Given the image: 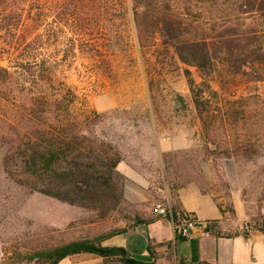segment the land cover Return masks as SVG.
<instances>
[{
    "label": "rangeland",
    "instance_id": "obj_1",
    "mask_svg": "<svg viewBox=\"0 0 264 264\" xmlns=\"http://www.w3.org/2000/svg\"><path fill=\"white\" fill-rule=\"evenodd\" d=\"M235 2L190 6L230 25ZM156 42L141 48L131 0H0V67L10 72L0 78V264H42L28 255L129 229L157 204L173 222L197 218L183 199L216 205L222 223L208 224L221 234L264 229V81L220 64L201 70ZM192 89L202 92L199 108ZM35 103L51 109L44 125L63 121L117 155L116 208L70 204L25 183L16 165L20 139L37 127ZM76 146L73 154L87 151Z\"/></svg>",
    "mask_w": 264,
    "mask_h": 264
},
{
    "label": "trees",
    "instance_id": "obj_2",
    "mask_svg": "<svg viewBox=\"0 0 264 264\" xmlns=\"http://www.w3.org/2000/svg\"><path fill=\"white\" fill-rule=\"evenodd\" d=\"M131 1L142 49H151L160 37L165 47H173L186 64L201 70L214 69L220 64L248 81H264V0H236L232 9L235 19L230 25L225 21L219 23L210 11L207 19L201 13L193 15L191 0ZM75 14L67 12L65 17L74 19ZM248 17L252 22L246 25ZM9 74L7 68L0 67V78H8ZM192 91L199 108L202 92ZM50 112V108L44 110L40 104L30 107V121L37 127L20 139L25 141L26 150L23 160L16 165L25 183L33 190L70 204L116 208L121 200V184L113 171L118 164L117 155L94 149L84 134L67 128L63 121L44 125ZM76 145L84 146L87 151L73 154ZM126 230L36 250L28 255V260L58 264L74 254L95 253L107 264H154L133 258L123 247L102 246L105 240Z\"/></svg>",
    "mask_w": 264,
    "mask_h": 264
},
{
    "label": "crops",
    "instance_id": "obj_3",
    "mask_svg": "<svg viewBox=\"0 0 264 264\" xmlns=\"http://www.w3.org/2000/svg\"><path fill=\"white\" fill-rule=\"evenodd\" d=\"M183 205L206 226L182 237L170 216L146 210L131 228L108 238L102 246L123 247L133 258L154 264H264V232L246 230L221 234L208 224L209 220L222 223L216 205H188L184 199ZM58 264L107 263L95 253H80L68 256Z\"/></svg>",
    "mask_w": 264,
    "mask_h": 264
},
{
    "label": "built area",
    "instance_id": "obj_4",
    "mask_svg": "<svg viewBox=\"0 0 264 264\" xmlns=\"http://www.w3.org/2000/svg\"><path fill=\"white\" fill-rule=\"evenodd\" d=\"M153 212L160 216H165L168 214V209L166 206L162 204H157L153 208ZM175 228L179 234V236L187 237L191 231L204 228L206 223L203 221H199L197 218L193 217L189 214L178 215L177 219L174 220Z\"/></svg>",
    "mask_w": 264,
    "mask_h": 264
}]
</instances>
